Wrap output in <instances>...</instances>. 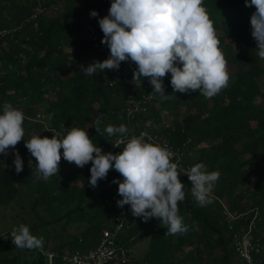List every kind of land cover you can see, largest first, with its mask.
Returning <instances> with one entry per match:
<instances>
[{
	"label": "trees",
	"instance_id": "obj_1",
	"mask_svg": "<svg viewBox=\"0 0 264 264\" xmlns=\"http://www.w3.org/2000/svg\"><path fill=\"white\" fill-rule=\"evenodd\" d=\"M111 3L112 0H0V114L6 103L28 117L43 114V121L24 119L23 127L30 124L34 136L51 138L49 129H60L61 124L66 126L63 134L73 127L81 128L104 153L110 152L117 138L126 139L112 154L122 152L128 140L141 131L153 130L175 147L184 145L192 166L202 163L208 172H219L208 196L211 203L203 206L191 194L190 180L179 176L185 185L179 215L188 226L186 233L166 235L167 229L159 219L144 222L140 217L129 218L119 245L131 250L141 239L133 241L140 231L147 226L152 230L143 258L131 257L127 264H242L234 248V235L241 228L247 229L252 221L264 264V59L258 56L251 35L250 17L255 7L246 6L245 0H203L227 62L228 86L212 98L198 91L174 92L168 73L163 78L167 94L163 99L150 94L153 87L147 85L111 86V77L105 70L91 76L80 71V65L100 61L92 51L88 26L105 10L109 14ZM92 10L98 13L96 17L90 16ZM122 63L124 70L133 75L137 65L130 59ZM129 98L146 99L145 110L133 119L124 110ZM184 110L187 114L182 116ZM97 117L101 119L100 133L95 130ZM121 124L128 129L124 135L109 136L104 131L108 125ZM31 137L24 134L15 146L23 161L20 173L13 164L14 150L9 149L6 156L0 154V207H8L22 189L30 188L33 208L44 205L51 219H43L29 230L48 228L43 233L49 238L43 240L42 248H19L13 254L0 255V264H51L42 250L58 253L52 264H64L63 255L98 245L102 228L117 214L107 200L118 199L109 186L99 200L88 203L93 191L109 182L98 180L93 188L88 183L91 162L77 167L63 159L62 149L59 173L43 178L25 146ZM194 154L199 156L195 158ZM111 175L115 173L109 171L108 177ZM243 192L255 200V207L250 216L240 218ZM223 198L228 201V212L221 203ZM125 206L131 213L130 205ZM229 214L238 218L230 221ZM72 226L81 229L78 235L71 236ZM64 234L68 239L61 241ZM7 237L12 238L11 232ZM3 243L4 249L12 248L10 241Z\"/></svg>",
	"mask_w": 264,
	"mask_h": 264
},
{
	"label": "clouds",
	"instance_id": "obj_2",
	"mask_svg": "<svg viewBox=\"0 0 264 264\" xmlns=\"http://www.w3.org/2000/svg\"><path fill=\"white\" fill-rule=\"evenodd\" d=\"M245 2L256 9L250 17L251 35L258 56L264 59V0ZM202 5L203 0H112L109 14L99 20L104 34L101 43L108 46L110 55L102 62L80 65V71L91 76L98 70H118L121 62L130 59L137 65L132 82L148 78L153 86L150 94L167 99L163 78L171 73L174 92L198 91L212 98L228 86L230 77L213 22ZM97 15L95 10L90 12L92 17ZM23 122V112L6 103L0 114V154L6 156L9 149L14 150L17 174L23 170V161L15 151L24 137ZM94 123L96 133H100L101 119L97 117ZM104 131L112 136L124 135L128 129L123 124L108 125ZM145 137V133L133 136L118 154L104 153L92 142L88 131L73 127L62 137L33 136L25 146L35 158L37 173L45 179L59 173L61 149L63 159L77 167L91 162L88 183L93 188L114 168L123 178L112 181L118 184V195L122 197L117 200L119 207L130 205L133 216L144 222L159 219L167 229L166 235L186 233L188 226L179 215L185 185L179 179L178 163L173 162L174 153ZM186 175L195 200L201 206L211 203L208 196L219 172H208L202 163H197ZM11 236L12 244L20 249L43 246V237L32 235L23 224L13 229Z\"/></svg>",
	"mask_w": 264,
	"mask_h": 264
},
{
	"label": "built area",
	"instance_id": "obj_3",
	"mask_svg": "<svg viewBox=\"0 0 264 264\" xmlns=\"http://www.w3.org/2000/svg\"><path fill=\"white\" fill-rule=\"evenodd\" d=\"M107 15L108 11L105 10L104 15L98 18L93 24L88 26V39L91 44L92 51L98 57H100V62L107 59L110 55V49L108 48V46L101 43L104 34L99 25V20ZM105 71L111 77V86L120 83L124 86L132 88H142L145 85L153 87L147 80L143 78H141L143 79L141 83L139 81L132 82L133 75L124 70L122 62L118 70L105 69ZM145 102L146 99L129 98L126 101L124 108L127 117L129 119H133L141 111H144ZM24 119L29 121H43L45 119V116L42 114L33 118L28 117L24 114ZM65 129L66 126L64 124H61L60 129L53 128L49 130L51 135L57 134L62 137L64 135L63 131ZM141 133L146 134V139L150 137V142L159 144L161 146H166L170 151H172L174 153L173 162L178 163V171L180 173V176L185 177L189 180L186 173L190 170L192 165L187 160L184 151V145L182 147H175L169 141L164 140L159 134H157L153 130H143L138 136H140ZM126 141L127 140L124 138H117L114 141L113 147L110 149V153H112L115 148H117V146L121 145ZM109 179L110 178L107 174V177L101 180L107 184L109 182ZM107 205L113 207L117 214L108 226L102 228L98 245L94 248H88L85 250L77 249L76 251L71 252L70 254L63 255L62 260L64 264H127L130 261V258L132 257L131 250L124 245H119L118 241L121 235L123 234L124 229L128 227V219L135 218V216H133L132 212H128L125 205L122 208L119 207L117 205V200H107ZM239 217L243 218L244 215ZM237 218L238 216L235 218L232 217V220ZM255 228V222L252 221L247 229L241 228L240 232L234 235V248L242 264L263 263L262 247L256 243L255 237L253 235V230ZM79 242L81 244L83 243L81 239L79 240ZM41 252L45 257L48 258L51 264L53 259L59 256L57 252Z\"/></svg>",
	"mask_w": 264,
	"mask_h": 264
},
{
	"label": "rangeland",
	"instance_id": "obj_4",
	"mask_svg": "<svg viewBox=\"0 0 264 264\" xmlns=\"http://www.w3.org/2000/svg\"><path fill=\"white\" fill-rule=\"evenodd\" d=\"M186 110L183 111L182 116H185ZM46 118V117H45ZM165 119V118H164ZM167 122V120H166ZM165 125V124H164ZM24 134L28 137H32L35 134V131L31 127V125H27L23 127ZM31 137V138H32ZM199 154H194V157L197 158ZM110 172H114L115 175H111L109 179V183L107 185H103L98 187L93 191V195L88 197L87 202L92 203L93 200H99L101 197V194H103L106 190L112 189V193L115 196V198L122 199L118 195V184L112 183L113 180H121L122 177L120 174L116 171L115 169H110ZM113 179V180H112ZM31 189L30 188H24L22 191H20L17 194V197L12 201V203L8 207H0V238L2 237L3 240L0 242V255L5 256L6 254H13L15 253L19 248H17L14 244H12V239H9L7 237L8 233L12 232L13 229L18 228L21 224L28 226L29 228L32 227L33 225H38L40 222L44 220H50L51 216L47 212L46 207L44 205H41L38 208H33L32 203H33V197L30 194ZM244 201L240 203L241 205L239 206V210H241L243 213L241 215L245 216H250L252 214V211L254 209L255 205V200L250 199L248 193H244ZM221 203L225 206L226 212H228V201L226 198H223L221 200ZM65 214V212H61V215ZM233 217L236 216V214H231ZM237 217V216H236ZM255 217V216H254ZM232 220V217L230 216V221ZM143 221V219H142ZM59 227V226H58ZM51 229V228H50ZM48 228H42L40 230H31L30 233L37 238L43 237V240L45 238H49V235H45L43 232H47ZM72 230V235L75 236L78 235L81 231V229H78L76 227H71ZM151 226H147L145 230L140 231L135 238H133V241H137L138 238L140 237L135 243L132 248H131V254L133 259L140 260L143 258L148 245H149V236L151 234ZM263 237H264V228L261 230ZM58 234V233H57ZM56 234V235H57ZM55 233L52 235L54 236ZM59 235V234H58ZM64 237L61 238V241H65L68 239V236L65 234L63 235ZM5 241H10V244L12 248L9 249H4L5 245L3 242ZM57 243V240H56ZM42 250V249H40ZM44 251V250H42ZM47 251V250H46ZM44 251V252H46Z\"/></svg>",
	"mask_w": 264,
	"mask_h": 264
}]
</instances>
